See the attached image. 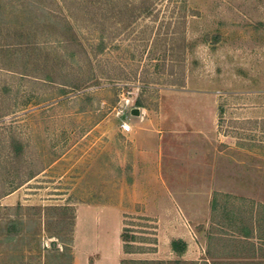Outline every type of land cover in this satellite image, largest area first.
<instances>
[{"label":"rangeland","instance_id":"obj_1","mask_svg":"<svg viewBox=\"0 0 264 264\" xmlns=\"http://www.w3.org/2000/svg\"><path fill=\"white\" fill-rule=\"evenodd\" d=\"M80 202L120 207L125 264L264 241V0H0V264H72Z\"/></svg>","mask_w":264,"mask_h":264},{"label":"crops","instance_id":"obj_2","mask_svg":"<svg viewBox=\"0 0 264 264\" xmlns=\"http://www.w3.org/2000/svg\"><path fill=\"white\" fill-rule=\"evenodd\" d=\"M135 134L137 144L142 145L144 154L148 155L146 144L156 139L158 134L146 125H139ZM159 152L162 153V149ZM122 231L123 214L120 207L102 203H77L72 264H121Z\"/></svg>","mask_w":264,"mask_h":264},{"label":"trees","instance_id":"obj_3","mask_svg":"<svg viewBox=\"0 0 264 264\" xmlns=\"http://www.w3.org/2000/svg\"><path fill=\"white\" fill-rule=\"evenodd\" d=\"M147 10L151 13L152 9H150V5H147ZM181 19L182 26H185L186 22V13H182L179 16ZM178 46L181 48V78L178 80L179 83H183V78L185 76V64L184 59L186 57V49L188 46L187 38L185 34V29L182 28L180 31ZM104 42L102 41V46L100 50H103ZM137 105H144V101L142 98L137 99ZM13 148L18 151L22 145L17 141L16 138H13L12 141ZM250 221H242L240 223V231L237 233L230 235H221V237H213V235L209 236L210 243L214 238L222 239L224 242L231 241V245L234 247H238L240 249H248L250 253L243 255L242 251L235 252L233 255H225V256H214L211 251V244L208 246L206 251V256L201 259L196 260H187V259H174V260H163V259H152V260H136V264H264V241H261L258 236L255 235V230L258 229L256 225H253ZM261 227V225H260ZM126 236H129L125 232V228L123 227L122 231V239L125 241ZM223 243V242H222ZM125 246V244H124ZM185 241L181 239H175L172 241V248L176 251H180L184 248ZM237 249V248H236ZM238 250V249H237ZM121 264H125L124 259L121 260Z\"/></svg>","mask_w":264,"mask_h":264},{"label":"built area","instance_id":"obj_4","mask_svg":"<svg viewBox=\"0 0 264 264\" xmlns=\"http://www.w3.org/2000/svg\"><path fill=\"white\" fill-rule=\"evenodd\" d=\"M121 127H122V130L129 131L132 128V124L125 118V119H122Z\"/></svg>","mask_w":264,"mask_h":264},{"label":"water","instance_id":"obj_5","mask_svg":"<svg viewBox=\"0 0 264 264\" xmlns=\"http://www.w3.org/2000/svg\"><path fill=\"white\" fill-rule=\"evenodd\" d=\"M132 115H140L141 111H140V107H133L131 110Z\"/></svg>","mask_w":264,"mask_h":264}]
</instances>
